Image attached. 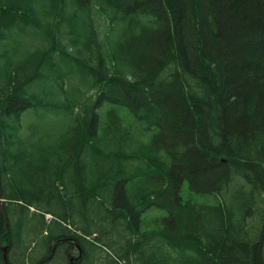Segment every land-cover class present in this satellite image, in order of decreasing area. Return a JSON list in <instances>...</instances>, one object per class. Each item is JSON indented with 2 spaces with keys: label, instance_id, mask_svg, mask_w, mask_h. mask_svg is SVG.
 Returning a JSON list of instances; mask_svg holds the SVG:
<instances>
[{
  "label": "trees",
  "instance_id": "16d2710c",
  "mask_svg": "<svg viewBox=\"0 0 264 264\" xmlns=\"http://www.w3.org/2000/svg\"><path fill=\"white\" fill-rule=\"evenodd\" d=\"M57 241L264 264V0H0V264Z\"/></svg>",
  "mask_w": 264,
  "mask_h": 264
},
{
  "label": "flooded vegetation",
  "instance_id": "af4514ba",
  "mask_svg": "<svg viewBox=\"0 0 264 264\" xmlns=\"http://www.w3.org/2000/svg\"><path fill=\"white\" fill-rule=\"evenodd\" d=\"M72 250H62L61 252L64 253V264H97V262L91 258L89 255H87L86 252H84L78 243L73 242ZM4 247H7V245L2 244V251L4 252ZM91 259V260H89ZM86 260V261H85ZM89 260V261H88ZM86 262V263H85ZM91 262V263H90Z\"/></svg>",
  "mask_w": 264,
  "mask_h": 264
},
{
  "label": "bare ground",
  "instance_id": "6f19581e",
  "mask_svg": "<svg viewBox=\"0 0 264 264\" xmlns=\"http://www.w3.org/2000/svg\"><path fill=\"white\" fill-rule=\"evenodd\" d=\"M19 47H20V46H19ZM21 51H22V50H15V52L13 53V57H14L15 60H18V59L20 58ZM21 56H22V55H21ZM1 62H2V61H1ZM7 227H8V226H7ZM9 234H10V233H9ZM3 239H4V237H3ZM15 239H16V238H15ZM16 240H18V239H16ZM16 240H15V241H16ZM5 241H6V239H5ZM54 243H55V242H54ZM85 243H86V242H85ZM89 243H90V242H89ZM89 243H86V244H89ZM84 245H85V244H84ZM16 246H17V244H16ZM16 246H15V247H16ZM88 246H90V245H88ZM88 246H87V247H88ZM103 246H104V245H103ZM48 248H49V247H48ZM58 248H59V247H58ZM61 248H62V247H61ZM88 248H89V247H88ZM88 248H87V249H88ZM63 249H64V248H63ZM132 249H133V248H132ZM89 250H90V249H89ZM88 252H89V251H88ZM130 253H131V252H130ZM61 254H62V253H61ZM131 254H132V253H131ZM62 255H64V254H62ZM10 256H11V255H10ZM17 257H18V256H17ZM17 257H16V258H17ZM59 259H60V258H59ZM17 260H19V259H17ZM17 260H15V261H17ZM63 260H65V259H63ZM89 260H91V259H89ZM89 260H88V261H89ZM11 261H12V260H11ZM19 261H20V260H19ZM85 261H86V260H85ZM12 262H14V261H12ZM15 263H16V262H15ZM85 263H86V262H85ZM90 263H91V262H90ZM20 264H21V263H20Z\"/></svg>",
  "mask_w": 264,
  "mask_h": 264
},
{
  "label": "rangeland",
  "instance_id": "374dc122",
  "mask_svg": "<svg viewBox=\"0 0 264 264\" xmlns=\"http://www.w3.org/2000/svg\"><path fill=\"white\" fill-rule=\"evenodd\" d=\"M10 48H11V50L9 51V54H10L11 58H12L13 53H14L15 50H22V48H20L19 46H18V47L12 46V47H10ZM11 58H10V59H11ZM187 185H188V184L185 183V190L187 189ZM185 190H184V196L186 197L188 193H187V191H185ZM53 264H57V262L54 261Z\"/></svg>",
  "mask_w": 264,
  "mask_h": 264
},
{
  "label": "water",
  "instance_id": "95a60500",
  "mask_svg": "<svg viewBox=\"0 0 264 264\" xmlns=\"http://www.w3.org/2000/svg\"><path fill=\"white\" fill-rule=\"evenodd\" d=\"M4 249H5V250H7V248H6V247H4Z\"/></svg>",
  "mask_w": 264,
  "mask_h": 264
}]
</instances>
